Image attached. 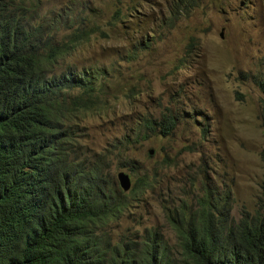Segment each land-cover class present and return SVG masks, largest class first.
<instances>
[{
  "label": "rangeland",
  "instance_id": "1",
  "mask_svg": "<svg viewBox=\"0 0 264 264\" xmlns=\"http://www.w3.org/2000/svg\"><path fill=\"white\" fill-rule=\"evenodd\" d=\"M178 5L40 0L33 15L35 25L62 16L58 40L82 27L99 29L56 72L108 74L106 108L87 114L81 125L84 151L108 155L117 188L130 198L107 228L116 241L158 228L174 245L164 207H195L205 186L229 197L236 220L244 210L254 213L262 194L264 94L257 82L264 83V0H195L188 13L177 12ZM163 114L178 121L171 136L127 144L147 119ZM129 161L141 171L118 167ZM120 171L130 175L132 190L147 175L157 183L144 193H124Z\"/></svg>",
  "mask_w": 264,
  "mask_h": 264
},
{
  "label": "trees",
  "instance_id": "2",
  "mask_svg": "<svg viewBox=\"0 0 264 264\" xmlns=\"http://www.w3.org/2000/svg\"><path fill=\"white\" fill-rule=\"evenodd\" d=\"M39 2L0 0V264H264V185L255 212L238 220L229 197L209 186L195 207H164L174 245L158 228L113 240L107 228L130 198L117 188L108 155L84 151L81 125L106 108L108 74L56 72L99 29L58 40L62 16L33 24ZM194 6L179 0L177 12ZM262 111L264 127V99ZM177 125L172 114L147 119L127 144L166 138ZM261 160L264 168V152ZM118 167L141 171L135 161ZM156 183L139 178L132 195Z\"/></svg>",
  "mask_w": 264,
  "mask_h": 264
},
{
  "label": "water",
  "instance_id": "3",
  "mask_svg": "<svg viewBox=\"0 0 264 264\" xmlns=\"http://www.w3.org/2000/svg\"><path fill=\"white\" fill-rule=\"evenodd\" d=\"M148 154L150 155V157H154L155 150L150 149ZM117 181H118L120 188L122 189L124 193H128L132 190V179L130 175L127 174L126 172L120 171L117 174Z\"/></svg>",
  "mask_w": 264,
  "mask_h": 264
}]
</instances>
